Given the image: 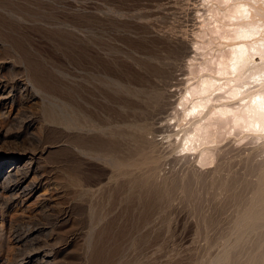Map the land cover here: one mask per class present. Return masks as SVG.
Instances as JSON below:
<instances>
[{
  "label": "rangeland",
  "instance_id": "374dc122",
  "mask_svg": "<svg viewBox=\"0 0 264 264\" xmlns=\"http://www.w3.org/2000/svg\"><path fill=\"white\" fill-rule=\"evenodd\" d=\"M207 3L0 0V264H213L233 243L264 147L232 135L205 157L182 146L179 94L197 74L195 47L213 45ZM4 156L36 169L47 199L7 195ZM255 233L228 264L264 254Z\"/></svg>",
  "mask_w": 264,
  "mask_h": 264
},
{
  "label": "bare ground",
  "instance_id": "6f19581e",
  "mask_svg": "<svg viewBox=\"0 0 264 264\" xmlns=\"http://www.w3.org/2000/svg\"><path fill=\"white\" fill-rule=\"evenodd\" d=\"M207 1H209V3H207V4H210L209 8L212 7V9L209 10V14H208L209 17L207 19H205V21H204V19H203V21L201 20L202 24L200 22H197V23H200L201 26L205 24V26L207 27L208 33H211V35L209 37V41L211 42L210 44H213V45L209 46L208 42H207V44H206L207 47L199 46V45H197L195 47V50L197 52H198V50H201L199 52V55L201 54V56H202L201 61L198 62V65H197L198 68L197 69L194 68L195 71H197V74L194 75V73H192L191 76L189 75L190 77H187V79H185V80H187V82H186L187 84L185 85L183 92L181 94H179L181 96H180V100L178 102V105L180 106V107H178V110L180 108V110L182 111V113H183L182 118L184 121V124L183 123H181V124H183L184 126L187 125L185 128V130H186L185 133L184 134L182 133L183 134V136H182L183 140L181 139V141L183 142L182 146H185V149L187 150V152H189V151L190 152L191 151L196 152L198 154V156L204 155L203 157H205V155L207 156V154H209V151L214 146H216V145H214L215 142L213 144L215 136L220 135V137H221V135H232L233 137L234 136H236L237 138L239 137V139H242L245 137L247 139V137H249L250 142L255 143V144L257 143L260 147H264V0H207ZM185 2H186V0H185ZM220 5H221V7H220ZM187 9H188V7H187ZM187 9H186V11H187ZM205 9H207V8H205ZM218 10L222 11L221 13L219 12L220 16L218 15L219 14ZM182 11H185V9L184 10L182 9ZM202 12L204 13V11H202ZM147 15H148V13H147ZM178 16H179V13H178ZM185 16H186V13H185ZM204 17H205V15H204ZM146 20H148V19H146ZM160 20H161V18H160ZM176 24H177V22H176ZM185 24H188V23L185 22ZM173 25H175V24H173ZM175 26H172V28ZM168 27H169V25H168ZM183 27H184V25L182 26V28ZM185 27H188V26H185ZM191 27H193V26H191ZM176 28H177V26H176ZM163 30H164V26H163ZM175 30H177V29H175ZM179 30H180V27H179ZM166 31L168 33L167 29H166ZM181 31L182 30H180L179 32H181ZM188 31H190V30H188ZM202 31H204V30H202ZM165 32L163 35L165 38L161 39V40H163V42H165V40H166ZM171 32H172V30H171ZM185 32H187V31L185 30ZM194 32H196V31H194ZM178 33H175L176 34L175 40L178 38V36H177ZM193 34H195V33H193ZM204 36H205V34H204ZM168 37H169V34H168ZM170 37H173V35L172 36L170 35ZM174 37L170 38V39L168 38V39L171 40V39H174ZM181 37L183 38V36H181ZM181 37H180V39H181ZM192 37H193V35H192ZM196 37H197V35H196ZM168 39H167V41H168ZM184 39H186V37ZM196 39H198V38H196ZM199 39H201V38H199ZM161 40L158 42L160 43ZM181 40L177 41V42L181 43ZM203 40H204V38H203ZM174 41H172L171 43H173ZM187 41H189V40L187 39ZM165 43H167V42H165ZM160 44H162V43H160ZM187 44H189V43H187ZM194 44L195 43H193V46H194ZM196 44H199V43H196ZM162 45L165 46L164 43ZM176 45H177V43H176ZM166 46H167V44H166ZM178 46H179V44H178ZM184 46L186 47V45H184ZM188 46H190V45H188ZM170 47L171 46H169V48ZM166 49H168V48H166ZM192 49L194 50V48H192ZM176 50H177V48H176ZM178 50H181V48L179 47ZM190 51H191V49H190ZM171 52L173 53V50H171ZM171 52H169V53L171 54ZM186 52L188 53V51H186ZM176 53H175V55H176ZM180 53H181V51H180ZM165 54L168 55V51L165 52ZM170 54H169V56H170ZM182 54H183V52H182ZM157 56H160V55L157 54ZM169 56L167 57V59H168L167 61H169V59H171V58H169ZM155 57H153V58H155ZM172 57H174V54ZM158 58L160 59V57H158ZM197 58H198V56H197ZM133 59H135V58H133ZM148 59H149V57H148ZM155 59H157V58H155ZM173 59H175V58H172L171 61ZM164 60H166V57L164 58ZM196 60L197 59H195L194 61H196ZM187 62H189V61H187ZM191 62H192V60H191ZM136 63H139V62H136ZM151 63H149V64H151ZM165 63H158V64H159V66L164 67L163 64H165ZM169 63H170V61H169ZM172 63L174 64V62H171L170 64H172ZM175 63H177V62H175ZM180 63H181V61H180ZM153 65H157V64H155L153 62ZM153 65H149V66H153ZM169 65L167 62V67ZM149 66H147V68ZM165 66H166V64H165ZM153 67H155V66H153ZM153 67H151L153 70L151 68H150V70L155 72V68H153ZM161 67H160V70L158 72L160 77H162L161 75L164 74V72H167V70H166L167 68H165V71L163 69L164 72L160 75V71L163 68V67L162 68ZM157 69H159V67L157 68V66H156V70ZM143 70H145V69H143ZM175 71H177V70L175 69ZM144 72H146V71H144ZM165 74H167V73H165ZM169 74H170V72H169ZM172 74L174 75V73H172ZM156 75L157 74L155 72V74L153 76H156ZM170 75H169V77H171ZM177 75H179V74H177ZM184 77H186V76H184ZM164 78H165V76H164ZM167 78H168V76H167ZM153 79H152V81H153ZM156 80H157V78H156ZM134 81H136V80H134ZM162 81H164V80L162 79ZM138 83H139V79H138ZM174 83H176V82H174ZM180 83H181V81H180ZM156 85H158V84H156ZM176 86H178V85H176ZM163 89H165V88H163ZM154 90L156 91V89H154ZM175 90H177V89H175ZM146 91H148V90H146ZM159 91H160V89H159ZM156 92L155 93L158 95L159 94L158 90ZM133 95H135V94L133 93ZM164 96H165V94H164ZM137 97H138V95H137ZM145 104H147V103H145ZM153 106H155V105H153ZM178 115H179V113H178ZM179 122H180V120H179ZM173 124H175V123H173ZM182 128H183V126H182ZM120 129H121V127L119 128V130ZM161 131H163V130H161ZM177 135H178V133L175 136H177ZM179 140H180V138H179ZM116 144L117 143H115V145ZM178 144H179V142H178ZM178 147H180V146L178 145ZM119 149H120V147H119ZM253 149H255V148H253ZM253 149H251V150L253 151ZM210 156H212V155L210 154ZM3 159H4L3 164H4V166H6L5 168L8 171L7 176H9L8 177L9 178L8 183L5 182L6 185L4 187L5 192L8 193L7 195L18 196L21 193V191H23L25 189H27L29 191L31 190V192H33V193L40 190L38 195L36 194L37 195L36 197L38 199L42 198V200L47 199L48 195L46 193L47 190H45L46 187H44L45 184L43 182H41V179H42L41 174L37 175L35 173L36 169L34 170L30 166L24 167L23 169L16 168V167H14V163L10 161L11 157L4 156ZM200 160L203 161L202 159H200ZM205 164H206V162H205ZM121 166H123V165H121ZM199 167H201V166L199 165ZM13 169H15V170L13 171ZM30 175H32V176L30 177L29 180H27ZM257 181H258L257 189L251 195L249 202L246 205L244 213H242L241 216L239 215L240 218L238 219L235 228L232 229L230 232L232 234V236L234 237L233 243L226 250H224L223 253L218 258H216L213 261V264H228V263H230L229 261L231 260L232 256L233 255L235 256V254L237 253L236 249L240 250V248L242 246L244 247L245 244L246 245L248 244V241L251 242V240H248L251 237H253L251 234L259 231L260 233L257 232L254 234V236L260 235L261 233L264 235V168L261 170V173L258 175ZM53 191H55V190L53 189ZM9 196H8V198H9ZM248 237H250V238H248ZM251 243H250V245H251ZM256 243H257V241H256ZM262 243H263V241H262ZM246 245H245V247H246ZM256 245H258V248H259L260 243L256 244ZM258 248H257V250H258ZM261 248H263V247H261ZM244 250H245V248H244ZM261 250H264V249H261ZM234 252H236V253L234 254ZM244 253L246 255V252H244ZM241 257H243V256H241ZM246 259H248V256L246 257ZM248 261L251 264H263L264 263L263 252H261V251L258 252L255 250V253H254V251H253L252 255H251V257H249ZM233 264H235V262ZM236 264H237V262H236ZM239 264H240V261H239Z\"/></svg>",
  "mask_w": 264,
  "mask_h": 264
}]
</instances>
